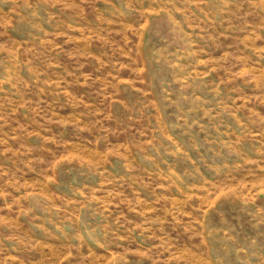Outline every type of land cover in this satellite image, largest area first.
Instances as JSON below:
<instances>
[{"label":"rangeland","instance_id":"obj_1","mask_svg":"<svg viewBox=\"0 0 264 264\" xmlns=\"http://www.w3.org/2000/svg\"><path fill=\"white\" fill-rule=\"evenodd\" d=\"M0 264H264V0H0Z\"/></svg>","mask_w":264,"mask_h":264}]
</instances>
